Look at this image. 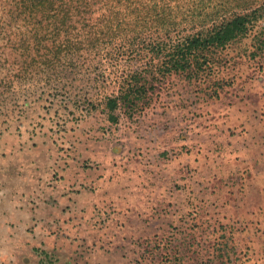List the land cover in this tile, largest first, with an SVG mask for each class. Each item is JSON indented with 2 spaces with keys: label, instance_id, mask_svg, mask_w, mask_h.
Wrapping results in <instances>:
<instances>
[{
  "label": "rangeland",
  "instance_id": "obj_1",
  "mask_svg": "<svg viewBox=\"0 0 264 264\" xmlns=\"http://www.w3.org/2000/svg\"><path fill=\"white\" fill-rule=\"evenodd\" d=\"M207 8L260 18L135 112L109 62L0 87V264H264V0Z\"/></svg>",
  "mask_w": 264,
  "mask_h": 264
},
{
  "label": "trees",
  "instance_id": "obj_2",
  "mask_svg": "<svg viewBox=\"0 0 264 264\" xmlns=\"http://www.w3.org/2000/svg\"><path fill=\"white\" fill-rule=\"evenodd\" d=\"M210 2L0 0V87L53 81L51 90L57 92L68 72H106L109 62L121 76L116 79L119 95L106 97L107 109L113 113L122 104L140 110L162 82L146 74L156 71L162 79L174 73L209 76L212 55L247 36L260 18L257 11H243L219 20L198 19L207 16L203 9ZM125 58L146 61L129 71L120 63Z\"/></svg>",
  "mask_w": 264,
  "mask_h": 264
}]
</instances>
